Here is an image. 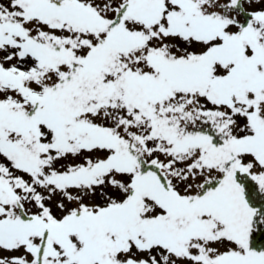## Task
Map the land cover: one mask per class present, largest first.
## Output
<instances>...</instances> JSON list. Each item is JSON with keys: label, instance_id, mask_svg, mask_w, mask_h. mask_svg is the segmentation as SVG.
<instances>
[{"label": "snow or ice", "instance_id": "6c2138e0", "mask_svg": "<svg viewBox=\"0 0 264 264\" xmlns=\"http://www.w3.org/2000/svg\"><path fill=\"white\" fill-rule=\"evenodd\" d=\"M0 264H264V0H0Z\"/></svg>", "mask_w": 264, "mask_h": 264}]
</instances>
